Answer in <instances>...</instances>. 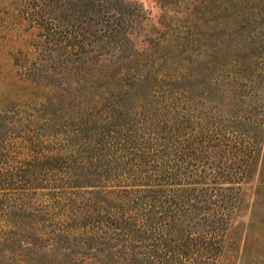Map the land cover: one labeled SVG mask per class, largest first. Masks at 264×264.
<instances>
[{
  "label": "trees",
  "instance_id": "1",
  "mask_svg": "<svg viewBox=\"0 0 264 264\" xmlns=\"http://www.w3.org/2000/svg\"><path fill=\"white\" fill-rule=\"evenodd\" d=\"M263 2L189 0L143 62L138 2L27 0L21 68L51 94L0 117V264H219L241 184L263 181L264 50L215 53L264 35Z\"/></svg>",
  "mask_w": 264,
  "mask_h": 264
},
{
  "label": "rangeland",
  "instance_id": "2",
  "mask_svg": "<svg viewBox=\"0 0 264 264\" xmlns=\"http://www.w3.org/2000/svg\"><path fill=\"white\" fill-rule=\"evenodd\" d=\"M129 1L138 2L146 11L141 28L130 37L132 42L130 59L143 62L159 57V47L172 43L173 28L182 32L186 30L191 8L203 11L201 4L193 8L189 0ZM232 2V14H239L244 5L248 6L247 3L244 4L245 0ZM26 5L27 0H0V117L5 119L9 118L12 111L27 115L29 108L32 107L31 99L48 97L51 94L42 85L29 81L21 68L23 61L24 64L37 65V60L31 58L33 53L30 47L33 45L31 43L33 37L30 36L31 28L25 13ZM260 11L264 13V2ZM166 13L169 18L164 19L163 23L161 15ZM230 19L236 21L238 18L235 16ZM236 26H232V29ZM261 28L264 29V21ZM246 33L244 30L246 42L241 39L238 43L230 41V45L218 47V53H215L217 63L223 65L232 60L236 51L239 52V61L242 59L248 61L253 46H261L264 50V35L257 36L253 42H249ZM216 42L219 43L218 38ZM37 107L38 105L34 106L36 109ZM41 116L38 111L34 113L37 120ZM258 147L262 149V140L256 144V148ZM262 177L263 181L258 189L255 173L241 184V207L232 217L225 234L219 264H264V173Z\"/></svg>",
  "mask_w": 264,
  "mask_h": 264
}]
</instances>
